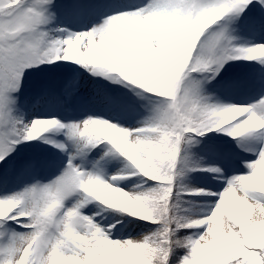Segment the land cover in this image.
Returning a JSON list of instances; mask_svg holds the SVG:
<instances>
[{
    "label": "snow or ice",
    "instance_id": "snow-or-ice-1",
    "mask_svg": "<svg viewBox=\"0 0 264 264\" xmlns=\"http://www.w3.org/2000/svg\"><path fill=\"white\" fill-rule=\"evenodd\" d=\"M232 25L264 33V0H0V185L32 181L0 196V264H264V95L225 104L204 87L230 62L264 66V43L238 44ZM65 64L127 88L131 95L104 97L118 115L87 111L96 94L78 76L44 80L25 96L26 73ZM133 97L148 102V114L125 128L119 120L137 114ZM52 102L60 118L26 122L17 115ZM210 133L237 140L257 157L220 193L184 182L193 172L223 175L195 165L191 154ZM36 141L66 158L58 174L44 171L55 162L13 157ZM252 142L260 143L258 151ZM101 145L103 154L94 153ZM105 157L124 163L107 180ZM132 176L141 182L122 189ZM189 196H215L216 203L193 219L184 206ZM92 202L155 227L125 238L124 228L142 226L116 217L114 238L115 223L105 228L83 214Z\"/></svg>",
    "mask_w": 264,
    "mask_h": 264
},
{
    "label": "rangeland",
    "instance_id": "rangeland-1",
    "mask_svg": "<svg viewBox=\"0 0 264 264\" xmlns=\"http://www.w3.org/2000/svg\"><path fill=\"white\" fill-rule=\"evenodd\" d=\"M129 0H119V2L126 3ZM58 2H63L62 0H58ZM138 0H130L127 3H136ZM261 12H257L256 15H260ZM64 27V24H61ZM74 32H79L83 29L80 27L78 28H71ZM88 29L85 28L84 31ZM231 35L232 38L240 45L243 46H254L258 43H264V33L260 32H252L248 30H241L238 25H232L231 28ZM241 65L238 68L227 70V67L224 66L223 70L225 77L221 78V75L216 78V80L212 81L211 84H205V93L213 97V99H219L220 102L225 104H234V105H243L248 103H255L258 99L264 95V87H261V84L264 83V66L260 65L258 62H246V61H239ZM71 65V64H70ZM45 67L50 68V72L48 74L42 75L44 80L49 79L53 75L51 68L52 66ZM71 69V68H69ZM68 69V70H69ZM78 71L74 73V75L81 74L83 76L86 74V71L83 75L81 69L78 67ZM26 73L25 75H27ZM90 74V73H88ZM32 75V74H30ZM33 76V75H32ZM63 77V73L60 74ZM81 76V77H82ZM80 81V80H79ZM109 81V80H108ZM85 91L93 92L96 94V103L90 104L86 106L87 111H94L100 113L104 116L105 119H109V117H114L118 115L114 111H109L106 109L103 100L105 95H109L108 92L118 93V87L120 84H115L110 82L109 84L106 83L105 78H98L96 80H85ZM232 84L234 85L231 88L226 87V85ZM125 91H129L127 88H124ZM131 95V94H129ZM137 100L138 110L137 114L134 118H121L119 120V125L125 128L129 127H137L139 123L146 117L147 110L146 106L148 102L146 100H139L136 97H133ZM23 114L24 119L28 122L31 119L35 118H47L48 116L54 114L52 111H46L44 109H40L37 112L33 110L31 107L21 108V111L17 113V115ZM109 122L116 123L117 120L115 118L110 119ZM212 136H208V138H203L200 145L196 148L192 149V156L195 165L202 167V168H220L222 170L223 175H218L215 173L210 172H199L198 175L194 173H190L189 176L184 181L185 184L191 190H203L205 192H212V193H220L222 192L226 186L227 181L230 180L233 176L244 175L247 174L249 171L245 165L248 162L254 161L257 157L254 154V151L245 150L238 146V141L233 140L230 137H227L223 134L217 133H210ZM63 139V137H60ZM38 148L47 146L46 144L41 143L38 141ZM50 146V145H48ZM103 145L100 146L99 149L94 150L95 152H99L102 155ZM251 147L253 150L258 151L260 147L259 142H252ZM199 152L201 154H199ZM19 154V152H18ZM198 154L199 158L198 159ZM92 155V154H90ZM37 156L36 152H32V157ZM44 158H49L47 156H43ZM66 158L63 157L62 160ZM96 159L99 160L100 156H96ZM105 160H109L110 162L104 166L105 172V179L107 180L112 175H114L118 170L124 168V163L121 161V158H109L105 157ZM77 164H80V160L76 161ZM103 165L104 162L100 161ZM5 168V166L3 165ZM59 167H62L61 163H56L53 166H50L49 169L53 172V174H58ZM86 170L91 171V167L87 166ZM50 176L52 172L44 170ZM127 171V170H126ZM43 174V172H42ZM31 183V179H28ZM47 182V181H45ZM141 182L140 177H129L125 181L121 182L119 186L124 190H129L134 188L137 183ZM18 183V182H17ZM25 183V182H23ZM26 184V183H25ZM17 185L12 184L10 188H15ZM24 185H20L19 190L12 189L11 191H7L8 186L5 188L4 186L0 185V196L4 195L5 192L7 194H12L14 192H18L22 190ZM185 200L188 202L184 206L189 209L187 215L191 216L193 219L202 218L208 211L211 205L216 203V197H207V196H189L185 197ZM98 205V202H92L88 204L83 210V214L88 215L90 217L94 216V222L98 223L102 227H109L110 223H115L116 227L112 228V233L115 238L117 235V228L120 227L119 223H116V217H119L121 222L123 221H132L134 224L142 226V227H126L122 230V235L125 238L128 235H132L133 237L137 234H141L146 232L150 228H154V225L146 224L144 221H140L138 218H132L127 216V214L120 213L117 210L106 209L101 211V209L105 208L103 205ZM97 212H100V215H95ZM20 230V229H18ZM196 230H192L191 232L187 233L188 235H194Z\"/></svg>",
    "mask_w": 264,
    "mask_h": 264
},
{
    "label": "trees",
    "instance_id": "trees-1",
    "mask_svg": "<svg viewBox=\"0 0 264 264\" xmlns=\"http://www.w3.org/2000/svg\"><path fill=\"white\" fill-rule=\"evenodd\" d=\"M62 1L63 2H67V0H62ZM232 65H233V63L230 62V63L226 64L225 67H227V69H228V68L232 67ZM73 66H75V65H73V64H71V65L70 64H65L62 67H58L57 65H52V67H54L55 69L51 68L52 71H54V72H53V75L50 77V80H61L60 74L63 73L64 71H68L67 69L72 68ZM44 68L47 69V71H41L40 69H33L32 72H31V74L33 76L30 75V74L25 75V77H26L25 78V84H24V87L22 89V91L24 92L25 96H28V95L34 93L37 90L38 84L41 83L42 81H44L42 75L48 74L50 72V68L49 67H45L44 66ZM70 73L71 72H67V74H70ZM98 78H100V77H96V79H98ZM47 80H49V79H47ZM106 83L109 84L110 82L106 79ZM120 86H121V91H123L124 87L122 85H120ZM119 94H121V93H113V96L114 95H119ZM29 106L31 107V105H29ZM46 106H47V104L44 107H46ZM40 107H42V105ZM47 108H50L49 110H54L55 112L59 111V109H60L59 106L55 102L49 103ZM208 136H212V135L209 134ZM208 136H205L204 138H208ZM32 144H33V142L30 143V144H22V145H20L17 148L16 152H14L12 154L13 157H15V156L17 157L18 156V158L22 159V160L26 159V158H32V154L30 153V150L31 151H35L34 149H36V148L31 147ZM38 149H40V148H38ZM18 152H19V154H18ZM197 157L199 159V154H198ZM4 170H5V168H4Z\"/></svg>",
    "mask_w": 264,
    "mask_h": 264
}]
</instances>
